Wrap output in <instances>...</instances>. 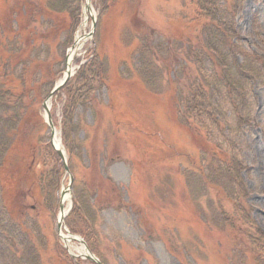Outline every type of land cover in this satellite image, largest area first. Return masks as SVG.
Here are the masks:
<instances>
[{"label": "rangeland", "instance_id": "obj_1", "mask_svg": "<svg viewBox=\"0 0 264 264\" xmlns=\"http://www.w3.org/2000/svg\"><path fill=\"white\" fill-rule=\"evenodd\" d=\"M46 2L0 0V29L10 36V25L15 29L18 23L33 27L37 34L46 32L41 25L48 16ZM229 2L220 0L219 5H237L238 42L249 55L264 56V0ZM70 6V13L60 12L56 18L58 28L49 30L53 32L46 41L49 56L38 68L43 76L39 87L45 86V94L36 106L34 124L23 129L8 155L13 174L7 172L3 179L11 177L24 185L17 155L31 145L51 147L41 105L62 79L70 50H74L72 79L93 56L96 70L100 63L105 66L100 79L87 75L92 89L84 106L71 112L66 104L70 94L62 90L48 101L57 138L62 142V132L70 131L72 124L76 131L71 135L84 151L69 157L63 148L68 172L60 160L61 170L54 172V161L47 154L46 159L40 157L44 174L39 184L30 191L23 189L26 221L9 217L16 206H9L8 199L15 201L19 195L9 194L6 186L0 188V264H93L72 258L82 250L80 244L67 248L57 237L58 204L64 191L72 206L83 200L95 209L97 234L88 249L102 264H259L255 251L238 244L232 226L241 206L264 237L262 81L247 76L248 124L238 126L235 113L221 97L223 110L216 120H222V132L213 129L211 134L244 167L239 174L244 196L235 202L208 182L210 172L202 157L208 150L202 136L193 125L181 124L189 82L198 76L221 75L201 32L209 19L198 14L197 0H90L89 11L85 0H78L75 19L69 17L74 0ZM77 41L80 46L75 48ZM142 43L148 45L145 56L152 63V87L135 72L138 63L132 55ZM77 80L72 88L83 83ZM47 197H53L51 208ZM32 219L36 224L28 225Z\"/></svg>", "mask_w": 264, "mask_h": 264}, {"label": "trees", "instance_id": "obj_2", "mask_svg": "<svg viewBox=\"0 0 264 264\" xmlns=\"http://www.w3.org/2000/svg\"><path fill=\"white\" fill-rule=\"evenodd\" d=\"M219 1L197 0V8L198 14L209 19L208 24L202 26L201 32L206 37L207 48L215 55L213 67L219 68L221 75L209 78L198 76L189 82L186 101H182L185 105L183 104L184 114L181 124L185 126L193 125L202 136L208 150V156L202 152L203 160L207 163L205 169L210 172L211 179L208 182L218 185L227 198L238 202V199L244 196V193H242L243 184L239 176L244 167L234 157L235 155L232 154V156L226 152L211 134H213V129L222 132L219 128L222 120H216L218 115L221 116L220 112L223 110L221 97L235 113V123L240 127L248 124L249 113L247 107L249 105H246V98L249 91H246L247 76H256L253 79L262 81L261 83L264 84V79H262L264 78V56L249 55L250 52L246 50V47L240 45L234 23L237 5L232 3L233 5L227 4L220 7ZM74 3L76 7L74 13L69 15L70 19L78 17V0H74ZM70 5L71 0H47L44 8L48 16L41 22L46 32H41V34L35 33V29L31 26H25L24 28L18 23L15 29L12 24L10 25L9 30L11 32L8 30L10 36L0 29V188L6 186L12 191V193L8 192L9 194L16 193L19 195L18 198L15 196V201L8 199L9 206L12 203L16 206L14 211L9 213L11 219L17 216L23 217L25 221L27 219L24 216L27 213L23 211L26 210L24 204L26 194L23 189L26 188L30 191L34 185L36 187L39 184L41 175L44 174L40 170V157L46 159L48 155L54 161L52 170L54 172L61 170L59 157L49 145H44L42 148L31 145L22 154L17 155L18 162L16 165L20 166V173L26 178L24 185L20 186L15 181H11V177L8 180L3 179L5 173L13 174V170L8 164L11 157H8V155L15 149V142L23 129L29 124H34L37 118L36 106L45 94V91H43L45 86L39 87L43 83V76L38 75V68L49 56L50 49L46 41L49 35L53 34L49 30L52 27L58 28L56 18L60 15V12L70 13ZM226 6H228V9ZM59 31H56V33ZM231 40L237 41L236 44H230ZM225 43L230 45L225 47ZM147 49L148 45L142 43L139 48L134 49V57L132 55V58L138 63L135 72L143 77L148 86L152 87L154 78L150 73L152 63L150 65L149 58L145 56V53L148 52ZM94 61L95 56L79 69L76 76L83 83H80L77 88H72L71 83L79 82L77 77L73 78L74 80L71 78L61 89L70 94L66 104L71 112L75 107L84 106L85 104L84 100L88 96V91L92 89V83L88 76L97 79L102 76L105 66L100 63V70H96L93 67ZM88 69H90V72L96 71V73L88 74L86 73ZM122 69L128 73L127 67L123 66ZM84 84L87 87H84ZM49 88H51V85ZM243 105L246 106V111L242 109ZM66 124H69V122ZM72 126L71 124L70 131L64 130L62 132L61 142L69 157L74 153L76 155L84 151L81 142L71 135L72 132L76 131ZM38 142L41 143L40 140ZM209 154L211 158H209ZM35 200L37 201L36 198ZM47 201L51 202L49 205L51 208L53 197H47ZM49 207L47 206V208ZM235 214L237 223L233 224L232 229L239 237L238 244L250 249L251 252L255 251L256 260L260 261L259 264H264V237L261 236V232L251 222L248 212L243 207L239 206ZM76 219L78 225H75ZM95 220L96 211L88 201H86V206L83 200L79 203L75 201L71 211L65 218V226L70 232L77 233L82 237L90 248V242H92V239L94 241L93 236L97 234ZM26 223L28 225L36 224L34 219ZM72 262L76 264V261Z\"/></svg>", "mask_w": 264, "mask_h": 264}, {"label": "water", "instance_id": "obj_3", "mask_svg": "<svg viewBox=\"0 0 264 264\" xmlns=\"http://www.w3.org/2000/svg\"><path fill=\"white\" fill-rule=\"evenodd\" d=\"M89 2H90V0H85V10L86 11L90 10ZM71 76H72L71 69H69V70L66 69L65 76H63L62 79L58 83H56V85L53 87V89L50 91L49 95L47 96L46 100L41 105L42 109L44 111V114H45V117H44L45 123L47 124V126L49 128L50 145L54 149V151L57 153L58 157L60 158V161H61V163L63 165V168H64L65 172H68V168H67V165H66L64 152H63L62 147H61L60 139H58V143H59L58 147H55L53 145V143H52V138L55 135V130H54V127H53V123H52L51 115L49 113V107L47 105V102L55 94H57L62 89V87L67 83V81L70 79ZM71 182L72 181L70 179V182H69V185H68L69 186L68 190L70 188ZM64 193H65V191L61 193L60 201H59V204H58L59 218H58L57 225H56L58 237L61 238L63 241L64 240H69V241H72V242L80 243L83 246L85 253L84 254H80L79 258L88 260V261H90V262H92L94 264H101L93 255L90 254L85 242L82 239H79V238H77V237H75V236H73L71 234H68L67 231H65L66 234H67L65 237L61 236L60 230H61L64 218L66 217V215L71 210V204H70L69 207L67 208L66 214H65V206H64L63 201H62L63 198H64V195H65ZM72 257H74V256H72Z\"/></svg>", "mask_w": 264, "mask_h": 264}, {"label": "bare ground", "instance_id": "obj_4", "mask_svg": "<svg viewBox=\"0 0 264 264\" xmlns=\"http://www.w3.org/2000/svg\"><path fill=\"white\" fill-rule=\"evenodd\" d=\"M78 46H80V42L79 41H77V44L75 45V48H77ZM73 55H74V50H70L69 51V54H68V58H67V61H66V69L67 70H69L70 68H71V63H72V57H73ZM65 72H66V70L64 71V73H63V76H65ZM52 143H53V145L55 146V147H58L59 146V143H58V138H57V135L55 134L54 135V137L52 138ZM63 204H64V206H68L69 205V199H68V196L67 195H65L64 196V198H63ZM66 212V211H65ZM58 218H59V214H58ZM61 235H62V237H64V232H63V230H61ZM71 242L69 241V240H64L63 241V244L67 247V248H69V244H70ZM85 253V252H84Z\"/></svg>", "mask_w": 264, "mask_h": 264}]
</instances>
